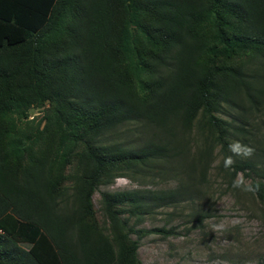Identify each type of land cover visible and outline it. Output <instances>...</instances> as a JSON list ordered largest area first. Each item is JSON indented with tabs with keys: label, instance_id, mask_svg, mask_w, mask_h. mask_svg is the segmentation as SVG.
<instances>
[{
	"label": "trees",
	"instance_id": "16d2710c",
	"mask_svg": "<svg viewBox=\"0 0 264 264\" xmlns=\"http://www.w3.org/2000/svg\"><path fill=\"white\" fill-rule=\"evenodd\" d=\"M246 56L264 64V0H0V264H141L139 239L152 231L122 215L146 212V200L102 193L111 241L93 196L113 171L169 157L168 141L192 135L201 115L227 170L255 175L264 202V171L229 154L227 123L214 116L264 98V83L230 66ZM140 123L163 139L103 142Z\"/></svg>",
	"mask_w": 264,
	"mask_h": 264
},
{
	"label": "rangeland",
	"instance_id": "374dc122",
	"mask_svg": "<svg viewBox=\"0 0 264 264\" xmlns=\"http://www.w3.org/2000/svg\"><path fill=\"white\" fill-rule=\"evenodd\" d=\"M230 66L242 67L253 85L255 80L264 83V64L251 56L235 59ZM214 116L227 123L229 154L254 161L264 171V98L254 105L237 98L233 106L223 105ZM177 135L168 141L169 157L132 170L113 171V180L101 184L93 196L101 231L113 241L102 193L140 192L150 208L138 214L126 208L122 219L136 231H152L140 239L139 234L131 235L139 239L141 264H264V202L252 190L253 182L259 180L241 172L231 175L217 133L202 115L192 135L187 131L181 138ZM151 136L163 139L156 128L128 124L103 142L132 148ZM76 162L68 168L71 177L77 174ZM65 186L61 200L70 205L74 181L68 180ZM156 195L166 197L163 204L152 200Z\"/></svg>",
	"mask_w": 264,
	"mask_h": 264
}]
</instances>
